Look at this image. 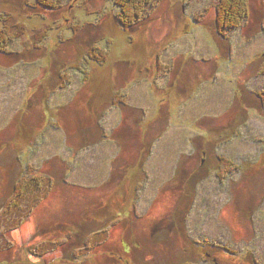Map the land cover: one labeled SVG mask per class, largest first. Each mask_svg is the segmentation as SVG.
Masks as SVG:
<instances>
[{
    "label": "rangeland",
    "instance_id": "obj_1",
    "mask_svg": "<svg viewBox=\"0 0 264 264\" xmlns=\"http://www.w3.org/2000/svg\"><path fill=\"white\" fill-rule=\"evenodd\" d=\"M220 1L0 0V264H264V0Z\"/></svg>",
    "mask_w": 264,
    "mask_h": 264
},
{
    "label": "trees",
    "instance_id": "obj_2",
    "mask_svg": "<svg viewBox=\"0 0 264 264\" xmlns=\"http://www.w3.org/2000/svg\"><path fill=\"white\" fill-rule=\"evenodd\" d=\"M25 4L29 2V0H25ZM115 5L120 8V15L118 17V23L121 25V27L124 28V30L132 29V27L137 26L142 21H144L147 17L150 16L148 13L150 10H152L156 3H158L159 0H113ZM61 3V0H36V7L40 8L42 10L51 12L55 11L59 8V4ZM220 5L217 7L216 10V19H215V25L216 30L220 31H226V30H234L241 28L242 22H246L249 19V12H250V3L249 0H222L220 1ZM3 32H0V54L6 53L5 48L7 47V44H10L11 41L8 43L7 41L3 40ZM12 38H8V40H11ZM111 41L108 42L110 45ZM100 56V55H99ZM100 58H104L100 56ZM158 73H162L160 67L157 68ZM232 168H235V166L232 164L230 166ZM30 173V172H29ZM33 175H29L27 173V176L19 179L18 182L14 185L13 189V197L12 203H8L10 209L13 208H21L20 202L23 201V198L27 197L32 191L39 192L42 190H46V193L51 189L52 187V178L49 176H46L45 174L41 172H37L35 169H33ZM41 195L39 197H35L33 200L35 201L34 205L37 204L40 201ZM16 201H18L16 203ZM8 210V208H7ZM2 214V213H1ZM116 220V221H114ZM120 222V219L115 218L112 219L110 223V227H112L114 224H118ZM107 236L106 230L95 233V235L91 236L92 238H89L87 241V244L89 246V243H91V246L97 247L102 244V242L105 241ZM64 241L60 240L59 242H50L48 243L49 246L55 248L60 247ZM46 245V244H45ZM85 247L87 248L88 246ZM47 248V247H46ZM85 248V249H86ZM33 249H40V246L38 248ZM89 250V247L87 248ZM188 264V263H184Z\"/></svg>",
    "mask_w": 264,
    "mask_h": 264
},
{
    "label": "crops",
    "instance_id": "obj_3",
    "mask_svg": "<svg viewBox=\"0 0 264 264\" xmlns=\"http://www.w3.org/2000/svg\"><path fill=\"white\" fill-rule=\"evenodd\" d=\"M143 144L147 145V142L146 143H143ZM143 148H145V147H143ZM140 149H142V147Z\"/></svg>",
    "mask_w": 264,
    "mask_h": 264
}]
</instances>
